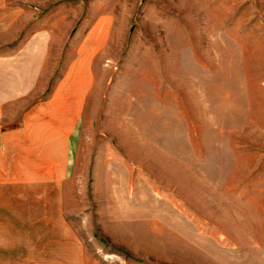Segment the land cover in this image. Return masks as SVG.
I'll use <instances>...</instances> for the list:
<instances>
[{
  "label": "rangeland",
  "instance_id": "obj_1",
  "mask_svg": "<svg viewBox=\"0 0 264 264\" xmlns=\"http://www.w3.org/2000/svg\"><path fill=\"white\" fill-rule=\"evenodd\" d=\"M70 5L50 23L52 81L89 27L106 39L74 84L88 94L66 209L91 261L264 264V0Z\"/></svg>",
  "mask_w": 264,
  "mask_h": 264
},
{
  "label": "crops",
  "instance_id": "obj_2",
  "mask_svg": "<svg viewBox=\"0 0 264 264\" xmlns=\"http://www.w3.org/2000/svg\"><path fill=\"white\" fill-rule=\"evenodd\" d=\"M71 2L0 0V264H99L66 207L88 94L74 84L81 66L91 76L104 25L79 28L92 33L69 46L55 82L45 74L57 44L50 23Z\"/></svg>",
  "mask_w": 264,
  "mask_h": 264
}]
</instances>
